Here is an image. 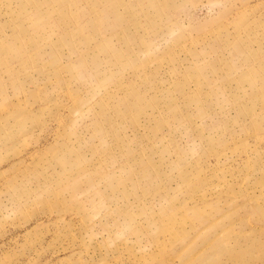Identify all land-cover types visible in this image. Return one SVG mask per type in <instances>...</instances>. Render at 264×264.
<instances>
[{"label":"rangeland","instance_id":"rangeland-1","mask_svg":"<svg viewBox=\"0 0 264 264\" xmlns=\"http://www.w3.org/2000/svg\"><path fill=\"white\" fill-rule=\"evenodd\" d=\"M0 264H264V0H0Z\"/></svg>","mask_w":264,"mask_h":264}]
</instances>
